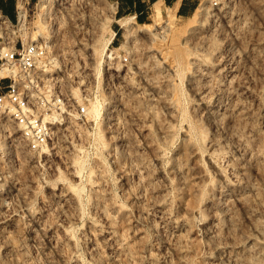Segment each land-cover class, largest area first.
I'll use <instances>...</instances> for the list:
<instances>
[{"label": "rangeland", "instance_id": "rangeland-1", "mask_svg": "<svg viewBox=\"0 0 264 264\" xmlns=\"http://www.w3.org/2000/svg\"><path fill=\"white\" fill-rule=\"evenodd\" d=\"M24 1L66 107L39 151L0 119V264H264V0L138 37L118 0Z\"/></svg>", "mask_w": 264, "mask_h": 264}, {"label": "built area", "instance_id": "built-area-1", "mask_svg": "<svg viewBox=\"0 0 264 264\" xmlns=\"http://www.w3.org/2000/svg\"><path fill=\"white\" fill-rule=\"evenodd\" d=\"M26 7L24 0H17L16 19L0 10V69L18 71L0 77V119L13 127L26 148L39 151L53 135V123L58 119L52 118L62 116L61 107L66 106L65 97L38 77L51 62L45 41L22 37L27 15L22 16L21 11L26 13ZM76 112L84 115L86 106L80 105Z\"/></svg>", "mask_w": 264, "mask_h": 264}, {"label": "bare ground", "instance_id": "bare-ground-1", "mask_svg": "<svg viewBox=\"0 0 264 264\" xmlns=\"http://www.w3.org/2000/svg\"><path fill=\"white\" fill-rule=\"evenodd\" d=\"M45 2L46 1H42L40 5L42 7H44L45 6ZM159 4L160 3H158V2L155 3V8H154L155 21L154 22L143 23V24H141L140 27H136V26H134V23H135V21L133 20L134 16H126L124 19H122L121 20V26H123L125 28L127 35L138 37L141 33L153 32L156 29V27L158 25H160L161 22H163V13H162V9H161ZM176 10H177V6L174 7L173 12L169 13L171 18H169L167 16V18H168L167 21H169V22H170V20L173 21V19L177 15ZM197 14H198V11L195 12V15H197ZM24 15H25V12L22 13V16H24ZM164 20H165V18H164ZM44 25H45V23H42L38 27V29L33 32V38L32 39H40L41 37H43V35H44V33H43ZM115 35H116V31L113 30L111 35H110V37L107 38L104 41V43H103L102 52H105V54H108L109 56L111 55V53L108 52L110 50L109 45L112 42V40L115 37ZM104 60H105L104 57L101 55V57L99 59V63L100 64L103 63ZM17 72H18L17 69H10V70H8V69H0V77L4 76L6 74H9V73L16 74ZM96 101L97 102H92L91 103V106H90V109L88 111V114L91 117H93L95 120H98V117H99V114H100V108H99L98 100H96ZM61 108L64 109L63 106ZM63 111H65V110H63ZM60 117L61 116L57 115L56 118H52V120L53 119H59ZM5 143H6L5 141H1L0 142V153L5 150V148H6Z\"/></svg>", "mask_w": 264, "mask_h": 264}, {"label": "crops", "instance_id": "crops-1", "mask_svg": "<svg viewBox=\"0 0 264 264\" xmlns=\"http://www.w3.org/2000/svg\"><path fill=\"white\" fill-rule=\"evenodd\" d=\"M157 2L168 7L177 6L178 14L184 16L189 15L197 5L196 0H118L116 7L119 16L132 14L134 19L144 22L147 18L148 4L155 5ZM0 10L16 19L17 0H0Z\"/></svg>", "mask_w": 264, "mask_h": 264}]
</instances>
